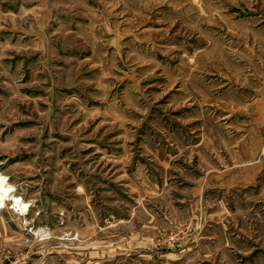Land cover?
Returning <instances> with one entry per match:
<instances>
[{
	"label": "rangeland",
	"instance_id": "obj_1",
	"mask_svg": "<svg viewBox=\"0 0 264 264\" xmlns=\"http://www.w3.org/2000/svg\"><path fill=\"white\" fill-rule=\"evenodd\" d=\"M262 93L264 0H0V264H264Z\"/></svg>",
	"mask_w": 264,
	"mask_h": 264
},
{
	"label": "crops",
	"instance_id": "obj_2",
	"mask_svg": "<svg viewBox=\"0 0 264 264\" xmlns=\"http://www.w3.org/2000/svg\"><path fill=\"white\" fill-rule=\"evenodd\" d=\"M264 95V93H262ZM250 111L255 112L258 110H264V98L263 99H255L249 106ZM254 123L249 125L250 130L256 127L257 118L253 119ZM234 126V122H232ZM204 130L202 133V142L209 140L211 136H217L219 134V138H222L223 134L220 130L222 126L217 123L214 124L205 120L203 123ZM206 128V129H205ZM210 131L212 133H210ZM254 133V134H253ZM249 131V136H242L238 138L230 137V143L227 142L228 146H233L235 148V155L228 154L229 163L226 165H217L218 167L213 170H208L209 175L218 176L216 183H218V187H223L222 189L228 190V186L230 184H234L238 187L237 190H240L242 187L252 188L254 191H262L264 192V143L260 144L257 140V135L255 132ZM205 136L207 139H205ZM233 152V151H232ZM207 176V174H206ZM208 181L201 183V188L204 187ZM239 194V191H237ZM257 193V192H256ZM240 195V194H239ZM264 196V194H263Z\"/></svg>",
	"mask_w": 264,
	"mask_h": 264
},
{
	"label": "bare ground",
	"instance_id": "obj_3",
	"mask_svg": "<svg viewBox=\"0 0 264 264\" xmlns=\"http://www.w3.org/2000/svg\"><path fill=\"white\" fill-rule=\"evenodd\" d=\"M13 187L8 184L7 179L0 174V206L5 203V200L11 198L14 207H17L20 212L25 213L29 205L23 202L21 199H17V196L12 195ZM19 198V197H18Z\"/></svg>",
	"mask_w": 264,
	"mask_h": 264
}]
</instances>
